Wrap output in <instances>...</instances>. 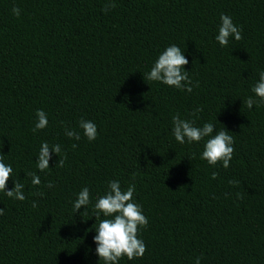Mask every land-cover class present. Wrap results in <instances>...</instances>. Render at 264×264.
Listing matches in <instances>:
<instances>
[{"label": "trees", "instance_id": "trees-1", "mask_svg": "<svg viewBox=\"0 0 264 264\" xmlns=\"http://www.w3.org/2000/svg\"><path fill=\"white\" fill-rule=\"evenodd\" d=\"M108 2L0 0V151L13 168L7 190L16 179L26 197L0 192V264H105L94 205L110 181L135 184L148 218L145 254L119 264H264V103L252 91L264 71V0H114L105 12ZM221 14L242 30L227 47L215 39ZM173 44L189 61L191 93L146 78ZM38 110L48 126L34 133ZM176 114L233 136L227 169L201 159L207 138L175 140ZM44 142L61 153L41 172ZM85 187L91 203L75 213Z\"/></svg>", "mask_w": 264, "mask_h": 264}, {"label": "clouds", "instance_id": "clouds-1", "mask_svg": "<svg viewBox=\"0 0 264 264\" xmlns=\"http://www.w3.org/2000/svg\"><path fill=\"white\" fill-rule=\"evenodd\" d=\"M115 7L114 0H109L103 10L107 12ZM12 12L19 17L20 9L18 7L14 6ZM220 20L221 24L215 39L222 47H227L229 39L232 37L236 41L243 38L242 30L234 25L230 16L221 14ZM188 63L189 61L181 48L173 44L159 55L146 78L149 81L162 82L167 86L191 93L193 82L189 78L188 71H185V66ZM195 86H199L198 82ZM252 91L256 97H259V103H264V71L260 72L259 81L253 86ZM245 103L251 109L254 104H257V100L249 97ZM199 111L202 109H196L192 115L195 116L196 112ZM36 116L38 121L33 128L34 133L48 126L47 114L43 110H38ZM172 123V132L178 143H199L207 138L201 159L206 160L211 166H216L221 162L225 169L230 166L234 153V139L227 131L219 130L213 135L215 129L213 123H205L202 127H197L194 120L182 119L179 114L172 117ZM79 127L89 141L96 140L98 131L95 123L82 119L79 122ZM65 135L76 140L80 139V134L75 130L66 129ZM76 146L74 144L72 147L75 148ZM53 153L59 157L61 153L59 144L50 147L47 142L42 143L37 159V168L41 172L50 168L49 161L52 159ZM4 156L3 152L0 151V192L5 193L9 198L24 201L26 199L23 193L25 186L18 180L15 179L12 190H7L8 181L13 179V168L4 163ZM66 158V156L63 159L59 158L56 167H63ZM27 175L31 176L32 185L41 184L40 177L35 173L29 172ZM217 176V172L212 173V179H216ZM229 183L235 185L238 182L230 181ZM53 186L51 182L47 184L48 188ZM134 192L135 184L129 185L127 190H122L119 181H110L108 191L99 197L94 205L95 218L99 220V224L95 228L96 235L93 239L97 245L96 253L105 264H119V260L123 257H127L128 260L142 258L146 252V245L139 236L140 230L147 228L148 218L143 214L142 207L134 201ZM39 195L43 196V193H39ZM237 195L239 196V194ZM90 203V191L85 187L79 192L73 205L75 213ZM36 206V203L33 202V207ZM3 214V208H0V216ZM101 216L104 219H101ZM195 264H200L199 258Z\"/></svg>", "mask_w": 264, "mask_h": 264}]
</instances>
